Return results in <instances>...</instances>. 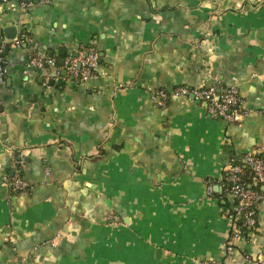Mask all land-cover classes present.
I'll list each match as a JSON object with an SVG mask.
<instances>
[{
	"label": "crops",
	"instance_id": "crops-1",
	"mask_svg": "<svg viewBox=\"0 0 264 264\" xmlns=\"http://www.w3.org/2000/svg\"><path fill=\"white\" fill-rule=\"evenodd\" d=\"M30 1L0 2V264L261 259L264 198L226 251L235 218L220 182L230 160L264 157V0ZM24 36L57 61L95 47V77L31 67V45L13 44ZM215 82L239 90L240 121L191 97L150 99ZM19 155L25 194L2 184Z\"/></svg>",
	"mask_w": 264,
	"mask_h": 264
},
{
	"label": "built area",
	"instance_id": "built-area-1",
	"mask_svg": "<svg viewBox=\"0 0 264 264\" xmlns=\"http://www.w3.org/2000/svg\"><path fill=\"white\" fill-rule=\"evenodd\" d=\"M17 1L22 10H27L33 6L30 0H0L8 3ZM23 43L31 45V52L28 63L33 68H42L45 65L55 67L57 60L47 52L39 50L31 38L24 36L13 41L15 46ZM99 62V53L95 47L81 46L73 53L64 57V62L59 66L53 79L59 77V69L75 79L77 82L86 81L96 75V67ZM5 61L0 57V82L5 76ZM51 78V79H52ZM191 97L204 104L206 113L213 118L227 122H238L244 112L242 109V98L239 90L235 86H222L218 82L204 87H191L179 85L168 90L165 88H155L150 92V99L155 106L163 107L171 97ZM25 160L18 156L15 173L5 175L2 184L15 194H25L29 191V185L20 176V169L24 166ZM224 177L220 182L223 195L233 199V217L235 222L232 226L230 239L226 245V251L231 249V240L238 237H250L251 231L256 227L257 207L264 198L261 184L264 181V157L255 152L245 153L239 160H230L224 166ZM212 192L211 185L207 186V193ZM116 221V216L109 217ZM208 264H222L218 260H212ZM254 264H264V255L261 259L254 261Z\"/></svg>",
	"mask_w": 264,
	"mask_h": 264
},
{
	"label": "water",
	"instance_id": "water-1",
	"mask_svg": "<svg viewBox=\"0 0 264 264\" xmlns=\"http://www.w3.org/2000/svg\"><path fill=\"white\" fill-rule=\"evenodd\" d=\"M4 32L6 33V36H8V37H10V38H13L14 36L13 35H8L10 32H12V34L14 33V29H11V28H7V29H5L4 30ZM50 56H52V53H50ZM63 62H64V57H63V55H62V57L60 58V59H58V61H57V64L58 65H62L63 64ZM64 72V71H63ZM65 73H62V75H64ZM59 81H60V79H59Z\"/></svg>",
	"mask_w": 264,
	"mask_h": 264
}]
</instances>
